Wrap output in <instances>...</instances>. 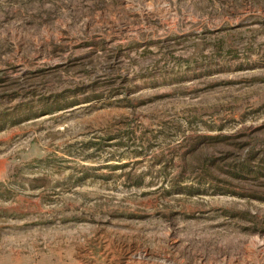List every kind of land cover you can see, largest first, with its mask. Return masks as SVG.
<instances>
[{
  "label": "rangeland",
  "instance_id": "obj_1",
  "mask_svg": "<svg viewBox=\"0 0 264 264\" xmlns=\"http://www.w3.org/2000/svg\"><path fill=\"white\" fill-rule=\"evenodd\" d=\"M0 264H264V0H0Z\"/></svg>",
  "mask_w": 264,
  "mask_h": 264
}]
</instances>
